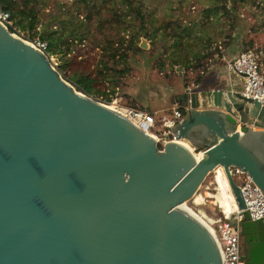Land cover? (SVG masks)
Instances as JSON below:
<instances>
[{"label":"water","instance_id":"obj_1","mask_svg":"<svg viewBox=\"0 0 264 264\" xmlns=\"http://www.w3.org/2000/svg\"><path fill=\"white\" fill-rule=\"evenodd\" d=\"M161 149L65 82L47 55L0 24V264H222L206 226L181 207L221 168L264 194V106L238 92L185 89ZM180 140L207 141L195 155ZM244 264H264V226L244 212Z\"/></svg>","mask_w":264,"mask_h":264},{"label":"rangeland","instance_id":"obj_2","mask_svg":"<svg viewBox=\"0 0 264 264\" xmlns=\"http://www.w3.org/2000/svg\"><path fill=\"white\" fill-rule=\"evenodd\" d=\"M131 2L129 13L123 0H16L25 11L35 12L38 24L33 32L21 31L16 18L12 20V34L32 44L55 31L59 41L52 48L54 54H47L52 66L71 86L72 77L97 78L93 88L99 94L89 97L112 108V103L143 111H154L160 105L170 108L175 106L174 95L189 88L200 90L202 81L227 90L224 79L237 80L226 70L227 62L246 52L264 71V0ZM221 5L235 11L226 14ZM115 13L129 16L121 22ZM137 13L143 16V22ZM68 33L83 35L84 39L74 41ZM178 35L180 46L173 49V37ZM120 37L125 45L131 41L140 49L129 52L125 62L109 57L110 43L116 48ZM198 53V59L192 57ZM176 60L178 65L173 64ZM159 113L153 115L160 130L158 136L165 139L167 130L161 127ZM216 194L212 172L185 205L207 221L220 220L222 210L209 196Z\"/></svg>","mask_w":264,"mask_h":264},{"label":"built area","instance_id":"obj_3","mask_svg":"<svg viewBox=\"0 0 264 264\" xmlns=\"http://www.w3.org/2000/svg\"><path fill=\"white\" fill-rule=\"evenodd\" d=\"M0 24L8 30L12 29L10 12L1 7ZM31 45L36 50L47 55L46 42L35 41ZM226 70L242 80L241 91L239 92L242 97L257 101L264 106V71L261 70L258 61L251 53H242L234 60L227 62ZM189 89L193 91L191 88ZM183 111L185 113L183 108L175 105L161 112L160 123L162 124L161 127L167 130L166 136L176 124L181 122L184 117ZM123 116L151 137H159L158 133L160 130L157 128V121L152 112L130 108ZM155 141L158 148L161 149L164 144L157 139ZM230 173L239 188L245 208L244 210L236 209L230 214L223 213V217L220 220L206 221L211 230L210 233L220 248L222 264H244L246 260H244L241 246L244 212L248 213L251 221L260 222L264 226V194L243 171L231 167Z\"/></svg>","mask_w":264,"mask_h":264},{"label":"trees","instance_id":"obj_4","mask_svg":"<svg viewBox=\"0 0 264 264\" xmlns=\"http://www.w3.org/2000/svg\"><path fill=\"white\" fill-rule=\"evenodd\" d=\"M84 2H86V0H82ZM123 4L125 5V8L128 9L129 13H131L130 11L132 10L133 8V5H132V2L131 0H123ZM28 3H26L27 5ZM222 6V9L223 11L226 13V14H229L230 12H234L235 9L234 7H231L230 9H227L225 5H221ZM0 7L4 10H7L8 12H10V15H11V20H15L16 18H18L20 21H18L17 23V27L21 30V31H31L33 32L35 30V28L37 27V24H38V21L36 19V15H35V12L33 10H29V11H25L24 9H22L17 3H16V0H0ZM220 8V7H218ZM138 14V17L139 19L142 20L143 22V16L140 15V13H137ZM115 17L117 18L118 21H121L123 22L125 20V17L126 16H129L128 13H125V14H114ZM141 29L142 26H141ZM9 31L11 33H13L12 29H9ZM69 36H73L72 34L68 33ZM59 37V36H58ZM56 37V32L55 31H50L48 33V35L44 38H40L39 41H43V42H46L47 43V48H46V53H51V54H54V51H52V48L56 45V43L59 41V38ZM62 37V36H61ZM74 37V36H73ZM63 38V37H62ZM174 40H175V43L173 45V49H176L180 46V35L178 36H174L173 37ZM84 39V36L83 35H80V36H75L74 37V41H82ZM125 39L123 37H120L118 38V42L116 43L117 44V47L113 49V45L114 43H110V47H109V53H110V59L111 60H114L116 57H118V62H125V60L127 59L128 57V54L129 52L131 53H137V52H140V49L138 48H134L135 45H133V43L130 41L129 44H126L125 45ZM193 58L195 59H198L199 57V53L198 54H193L192 55ZM184 58H187V56H185ZM179 61H174L173 64L174 65H178ZM99 75L101 74L98 73ZM98 79L97 78H87V77H84V76H79V77H72V85L73 87L87 95V96H92L94 94L98 95L99 93H97L95 91V89L93 88V84L97 81ZM200 80L197 81V84H199ZM183 114L184 111H183ZM200 151V149H197V152Z\"/></svg>","mask_w":264,"mask_h":264},{"label":"bare ground","instance_id":"obj_5","mask_svg":"<svg viewBox=\"0 0 264 264\" xmlns=\"http://www.w3.org/2000/svg\"><path fill=\"white\" fill-rule=\"evenodd\" d=\"M112 104H114V106H115L114 108H116V109L109 107L107 105H105V106H107L109 109H111V110H113L116 113H119L121 115H124V113L128 109H130L128 107L121 106L119 104H117V105L115 103H112ZM152 137H154V139L159 140L163 144L166 143L168 140L167 138L160 139L157 136H152ZM179 143L182 144L183 146L187 147L195 155L197 161L201 158V155H202L201 151H198V152L195 151L194 152L191 145L187 141L180 140ZM214 183L216 185L217 194L216 195H209L211 198H213L215 200L214 203L222 210V213H224V214H230L233 211H236V209H238L237 205L235 203V200H234L232 193L230 192L229 185L227 183V179H226V177L223 173V170L221 168H217L214 171ZM196 202L198 203V200ZM180 206L183 207L184 209H186L187 211H189L190 213H192L193 215H195L206 226V228L211 232L209 225H208L207 221L205 220L206 219L205 216H203V215L200 216L196 213H193L190 209H188L186 207L185 203L180 205Z\"/></svg>","mask_w":264,"mask_h":264},{"label":"crops","instance_id":"obj_6","mask_svg":"<svg viewBox=\"0 0 264 264\" xmlns=\"http://www.w3.org/2000/svg\"><path fill=\"white\" fill-rule=\"evenodd\" d=\"M236 79H237L236 81L231 79V78H225L224 79V82L226 83L225 85H226V87H228L227 88L228 91H233V92H238V93L241 91L242 80L240 78H236ZM200 85H201V89H200V86L198 87L200 90H218V89L223 90L222 88L217 87V86H212L209 83H206L205 81H202L200 83ZM227 90H225V91H227ZM154 108H158V109H154V111H151V110H148V111L152 112V113L156 111V112H160L159 114H161V112L163 110H166L169 107L166 108V107L160 105V106H157ZM191 145L194 147V149L202 150L207 146V141L198 140V141L193 142Z\"/></svg>","mask_w":264,"mask_h":264},{"label":"flooded vegetation","instance_id":"obj_7","mask_svg":"<svg viewBox=\"0 0 264 264\" xmlns=\"http://www.w3.org/2000/svg\"><path fill=\"white\" fill-rule=\"evenodd\" d=\"M241 246L243 249V256L245 257L247 255L249 244L245 242V236H243V235L241 238Z\"/></svg>","mask_w":264,"mask_h":264}]
</instances>
